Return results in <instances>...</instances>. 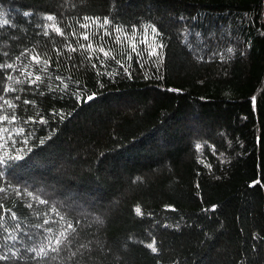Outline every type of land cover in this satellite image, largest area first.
<instances>
[{
    "label": "trees",
    "instance_id": "obj_1",
    "mask_svg": "<svg viewBox=\"0 0 264 264\" xmlns=\"http://www.w3.org/2000/svg\"><path fill=\"white\" fill-rule=\"evenodd\" d=\"M4 18L0 264H73L80 244L81 264H264V0H0ZM29 53L50 61L38 85ZM69 223L59 260L27 251Z\"/></svg>",
    "mask_w": 264,
    "mask_h": 264
},
{
    "label": "snow or ice",
    "instance_id": "obj_2",
    "mask_svg": "<svg viewBox=\"0 0 264 264\" xmlns=\"http://www.w3.org/2000/svg\"><path fill=\"white\" fill-rule=\"evenodd\" d=\"M25 16L29 15L27 12L24 13ZM46 19L48 21H51L52 23L50 24H47L45 25V27L47 28H51L55 33L59 34L60 36H64L65 35V32L64 30L59 26V24L56 22L57 18L54 16V15H47L46 16ZM85 20H97L99 18H92V17H85L84 18ZM111 23V21H109V19L107 17H104V24H109ZM8 25H12V21L9 20V19H0V28L4 27V26H8ZM12 26H15V25H12ZM88 25L87 24H84L82 25V27H87ZM134 27V26H133ZM151 30L153 32L154 35H159V32L158 30L156 29V26L155 25H152L151 26ZM117 32H120L122 31L121 29L117 28L116 29ZM105 34H107V30L105 29ZM44 35L47 36L49 35V33L47 31L44 32ZM73 35H75V33H73ZM81 35L83 36L84 40H89L90 37H89V34L88 33H81ZM126 39H128L130 41V43L132 44V50L135 51V47H136V41L135 40H132L131 36H128L126 35ZM117 42H119V38L117 40ZM145 43H148L147 40L144 41ZM69 47V50L70 51H76L75 48L71 47V45H68ZM158 47L159 48H162L163 45L160 44L158 46H154L152 44H149V48L151 50V53L153 56H158ZM80 48H87L89 50H92L94 48V46L89 43L87 45H84V44H81L80 45ZM98 50L100 52H103L105 56H109V52L106 51L104 49V47L102 46H98ZM229 51H231V49H229ZM26 52H28L27 49L24 50V52H21L20 56H23ZM3 55L5 57L8 56V53L7 52H4ZM20 56H17L16 59L19 60L20 59ZM29 56H30V60L32 62H35V65H36V70L35 71H27V69L30 67V65L28 64H25L24 65V72H22L21 74H26L27 76V80L26 82L28 84H31V85H38L40 83H43V77L39 74L41 72H47V65L50 63L49 60L47 59H44L40 53H35V54H32V53H29ZM112 59H115V57H112ZM41 64H44L45 67L43 69H41L39 67V65ZM10 68H15V65L14 64H7V63H0V69H10ZM126 70V69H125ZM99 74V73H98ZM7 79L9 81H15V83H24L25 81H21L19 79V77H12V76H8ZM49 79H51V77H49ZM57 80H61L63 82V78L60 77V76H57L56 77ZM63 87L64 89H67L68 88V84L67 83H64L63 84ZM3 91L5 92H9V91H17L16 88H13L11 84H9L7 87H5L3 89ZM95 94H91V95H88L87 96V99L88 100H92L93 99V96ZM16 99H20L19 97H17ZM0 100H4V103L3 104H0V108H3L4 105H7L8 107H11V108H15L16 105L12 104L11 101L9 100H6L4 99L3 97H0ZM24 103H35V101H28V100H25ZM39 115V114H37ZM19 117L15 114H12V115H9L7 113L5 114H0V122H3V121H7V122H15ZM29 121H32L34 120V117L33 116H29L27 118ZM39 120L43 123H47V120H45L42 116L39 117ZM15 131L17 133H23L24 132V129L23 128H18V129H15ZM4 132H8V129L6 128H0V140H3V133ZM11 134V133H9ZM25 143H27V140H25ZM41 143H43V141H41ZM197 147H199V145H197ZM15 158H19V157H15ZM0 176H3V173H0ZM6 189L4 188H0V192H5ZM21 193L17 192V195H20ZM28 196H32L34 199H38L37 197L34 196V194L32 192H28L27 193ZM40 203L42 204H47L48 201L46 200H40L39 201ZM28 208H32V205L31 204H28L27 205ZM0 208H3V204L0 203ZM53 211H57L55 208L52 209ZM8 212L11 213V217L13 220H16L17 219V213L16 212H13L11 209H7ZM137 213H141V209L139 207H137L136 209ZM36 215H40V213H36ZM57 215H60L59 212L57 211ZM3 217H0V220H2ZM60 219L61 220H64V217L63 216H60ZM49 221L48 220H44V224H47ZM37 228H40V227H43L42 224H37L35 225ZM0 227H2V225H0ZM69 230H72V231H75V228H74V225L69 223L67 225V228H64L62 231H60L58 234L56 235H49L47 238H46V243H43L40 245L39 248H32V247H29L27 249L28 252H35L36 254V257H40L41 260H44V258H48V261L50 262H54V261H57L59 260L61 257H60V253L62 250H65L66 248H69L71 246V242L68 240V232ZM5 231L7 232L8 229L6 228ZM46 231L48 233H52V228H47ZM5 239H12V240H15L16 237L15 236H7L5 237ZM67 242V243H66ZM148 248L151 249V251L153 253L157 252L158 249L157 247L155 246L154 243H150L147 245ZM88 248V244H80L79 245V248L76 250V251H72L70 252L69 255H67L66 257H64V259L66 260H72L73 261V264H81V261L80 260H75V257H77L78 255H81V252L80 250L81 249H87ZM8 251H11V249H8ZM13 255H15V253H13ZM11 257H9L8 255H5L3 253H0V260H3V261H7L9 260ZM33 259H35V257H33Z\"/></svg>",
    "mask_w": 264,
    "mask_h": 264
}]
</instances>
